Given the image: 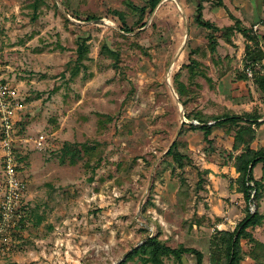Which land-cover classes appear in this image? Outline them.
Wrapping results in <instances>:
<instances>
[{
    "label": "rangeland",
    "instance_id": "374dc122",
    "mask_svg": "<svg viewBox=\"0 0 264 264\" xmlns=\"http://www.w3.org/2000/svg\"><path fill=\"white\" fill-rule=\"evenodd\" d=\"M200 1L220 31L238 19L264 47V0ZM196 2L161 0L150 13L148 0H0V79L17 87L19 102V183L8 216L0 133V264H116L156 234L201 250L209 264L217 231L244 219L248 204L229 161L234 131L215 129L209 144L190 127L196 120L182 128L186 109L172 76L179 72L188 85L192 115H264V92L251 80L242 96L233 92L247 38L235 32L234 44L220 38L211 52L209 30L194 19ZM190 56L201 62L193 71ZM261 126L254 147L264 146ZM39 134L47 137L42 148L33 141ZM174 140L190 157L183 174L165 154ZM255 176L264 214L262 164ZM249 230L264 244V222ZM242 245L246 263L254 250L264 264V248ZM183 264H197L196 256L185 254Z\"/></svg>",
    "mask_w": 264,
    "mask_h": 264
},
{
    "label": "trees",
    "instance_id": "16d2710c",
    "mask_svg": "<svg viewBox=\"0 0 264 264\" xmlns=\"http://www.w3.org/2000/svg\"><path fill=\"white\" fill-rule=\"evenodd\" d=\"M160 1L148 0V6L151 8L150 13L154 11ZM147 8L145 6L141 8L140 19L145 18ZM202 10L203 5L200 0H197L194 19L198 25L204 26L209 30L208 46L211 52L215 51L218 39L220 38H223L229 44H234L233 35L235 32L243 34L252 42L251 44L247 43L245 46V56L243 59L245 68L237 73L236 80L250 78L247 70H251L255 83L264 92V48L257 33L253 31L252 27L245 26L238 19L235 20L234 24L228 25L225 31H220L214 22L203 17ZM261 22L264 24V18H261ZM144 24H146V21ZM125 30L128 31L131 29L125 27ZM86 50L87 46L85 43L79 46L77 61L83 59ZM198 50H193L191 53H199L200 51ZM189 60L188 66L192 71L194 67L201 64L200 61L191 56ZM172 81L180 101L185 106L186 119L188 118L199 122L198 124L190 123V127L202 130L204 140L207 143L212 144L213 138L211 135L215 129H224L227 136L234 131L231 148L233 155L229 157V161L232 162L233 167L238 173L235 182L238 191L243 194L248 204V210L244 219L233 230H218L216 235L211 239L209 264H247L242 245L243 239L256 244L260 248H264V244L258 241L249 230V228L260 226L264 222V214L259 210L260 202L263 198V184L262 180L255 176V168L258 164H262L264 174V146L257 148L253 146L257 137V129L264 122L261 121L264 115L257 109L254 111H245L241 114L226 111L222 114L210 116H205L201 113L192 115L187 112V99L190 93L188 85L179 79V72H176L172 76ZM186 124L184 122L182 128ZM165 154L172 157L174 169H179L182 174L186 166L191 164L190 157L180 150L177 140L173 141ZM205 172H208V169ZM181 180L182 183L185 182L184 178ZM252 204L256 207L255 211L250 210ZM252 253L254 254L252 257L254 262L252 264H262L261 255L255 253L254 250ZM185 254L195 255L197 264H203L204 253L201 250L184 245L173 247L160 239L156 234L147 236L143 243L127 252L118 264H128L130 261H140L142 264H166L165 261L169 258H173L177 263L183 264V256Z\"/></svg>",
    "mask_w": 264,
    "mask_h": 264
},
{
    "label": "built area",
    "instance_id": "2783aa9c",
    "mask_svg": "<svg viewBox=\"0 0 264 264\" xmlns=\"http://www.w3.org/2000/svg\"><path fill=\"white\" fill-rule=\"evenodd\" d=\"M257 28V26H255ZM248 76H252L251 70H247ZM17 87L10 84L8 81L3 82L0 79V133H1V145L4 157V171L7 177V191L8 195L2 201V207L5 210L4 216L11 215L10 201L11 196L17 195L18 191V165L15 159V152L17 146V122L18 118L16 115V110L19 108V102L15 99L17 97ZM199 122L196 121V124ZM46 136L39 134L35 139H33L36 148H42L44 146V141ZM32 140V138H30ZM29 141V138L25 139ZM15 197V196H13ZM5 219H7L5 217ZM6 222V220H4Z\"/></svg>",
    "mask_w": 264,
    "mask_h": 264
},
{
    "label": "crops",
    "instance_id": "0c3cea01",
    "mask_svg": "<svg viewBox=\"0 0 264 264\" xmlns=\"http://www.w3.org/2000/svg\"><path fill=\"white\" fill-rule=\"evenodd\" d=\"M247 43H252L251 41H249L248 39H247ZM262 44V43H261ZM246 46V45H245ZM262 46H263V44H262ZM264 48V47H263ZM244 56H245V47H244V54H243V58H242V62H243V59H244ZM243 66H244V63H243ZM245 67H243V69H244ZM243 69H241V70H243ZM229 74L230 73H228V74H226V76L225 77H228L229 76ZM235 80V79H234ZM252 81V82H254V78H248V79H238V80H235V82L232 80V78L230 79V88L233 90V92L235 93L236 92V94H238L237 96H242L243 95V93H245V88H247L248 89V83H249V81ZM256 86H257V84H256ZM258 87V86H257ZM248 92H249V90H248ZM263 130V128H262V126L261 127H259L258 129H257V133L258 134H260L261 133V131ZM258 134H257V137H258ZM232 143H233V136H232ZM255 143V142H254ZM255 148H257V147H255ZM233 167V166H232ZM234 168V167H233ZM235 169V168H234ZM236 170V169H235ZM238 177V173H237V176L235 177V178H237ZM251 259V258H250ZM247 264H249V263H247Z\"/></svg>",
    "mask_w": 264,
    "mask_h": 264
},
{
    "label": "water",
    "instance_id": "95a60500",
    "mask_svg": "<svg viewBox=\"0 0 264 264\" xmlns=\"http://www.w3.org/2000/svg\"><path fill=\"white\" fill-rule=\"evenodd\" d=\"M62 7V6H61ZM63 10H64V8H62ZM65 11V10H64ZM65 13H66V11H65ZM66 15L70 18V16H69V14L68 13H66ZM94 21H99V22H101V21H103L102 19H97V20H94ZM187 38H188V35H187V37H186V40H187ZM175 62H173L172 64H174ZM170 73H171V70H170ZM174 90V89H173ZM176 93V92H175ZM177 95V94H176ZM182 118H183V120H182V124L184 123V122H186L187 120H186V117H185V112H184V109H183V111H182ZM144 242V241H143ZM143 242H141V243H143ZM140 243V244H141ZM116 264H118V263H116Z\"/></svg>",
    "mask_w": 264,
    "mask_h": 264
},
{
    "label": "bare ground",
    "instance_id": "6f19581e",
    "mask_svg": "<svg viewBox=\"0 0 264 264\" xmlns=\"http://www.w3.org/2000/svg\"><path fill=\"white\" fill-rule=\"evenodd\" d=\"M173 65H174V64L171 65V68H172ZM171 68H170V70H171Z\"/></svg>",
    "mask_w": 264,
    "mask_h": 264
}]
</instances>
